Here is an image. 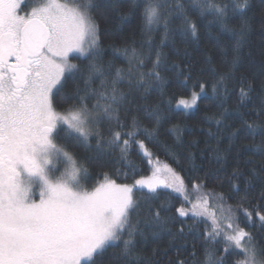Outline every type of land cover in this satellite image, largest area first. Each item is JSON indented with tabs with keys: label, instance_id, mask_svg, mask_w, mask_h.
<instances>
[{
	"label": "snow or ice",
	"instance_id": "6c2138e0",
	"mask_svg": "<svg viewBox=\"0 0 264 264\" xmlns=\"http://www.w3.org/2000/svg\"><path fill=\"white\" fill-rule=\"evenodd\" d=\"M249 9L250 0H104L103 11L97 0H0V264H105L109 249L116 251L107 264H144L141 245L148 234L159 236L183 217L194 223L179 219L183 226L173 235L186 239L184 228L192 233L198 222L203 228L201 259L193 251L190 259L174 264H264V246L239 226L234 214L241 213L249 226L255 215L264 229V211L243 207L256 198L248 199L250 187L239 197L235 181L252 184L239 167L230 177V192L239 197L233 208L223 193L209 192L192 202L183 178L158 159L151 175L133 179L132 184H118L101 173L103 182L88 187L87 169L57 143L83 145L127 166L133 176V153L151 163L155 157L145 141L160 147L169 114L196 106L208 86L197 80L199 92L193 90L190 99L180 98L175 106L166 101L167 79L162 73L174 71L178 80L182 78L181 86L192 76L190 69L169 64L160 49L177 38L185 44L198 42L201 22L210 16L209 23L220 30L217 44L225 70L209 59V67L200 71L201 76L213 77L210 86L218 108L207 118L216 131L209 128L205 144L218 143L227 131L230 146L236 139L250 140L246 150L264 156V79L254 83L240 77L236 108L226 106L229 81L237 79L240 49L251 28ZM107 12L119 14L121 20L138 15L141 21L139 43L133 39L113 46V56L126 67L103 60L97 14L105 19ZM158 29L163 34L156 42L152 33ZM225 37L234 42L231 51ZM81 57L86 63L72 62ZM154 93L159 96L155 103L150 102ZM170 131L179 140L180 127L173 125ZM213 151L219 160V149ZM55 161L63 167L59 175ZM175 162L180 166L179 159ZM251 171L262 186L264 209V175ZM162 189L183 194L189 207L153 203L170 195ZM209 198L216 203L209 205Z\"/></svg>",
	"mask_w": 264,
	"mask_h": 264
},
{
	"label": "trees",
	"instance_id": "16d2710c",
	"mask_svg": "<svg viewBox=\"0 0 264 264\" xmlns=\"http://www.w3.org/2000/svg\"><path fill=\"white\" fill-rule=\"evenodd\" d=\"M97 3L101 5V11H103L104 0H97ZM248 16L251 21V28L240 49V61L235 72L237 79L229 81L230 98L227 100L226 106L230 110H234L237 105L240 77H245L247 81L254 83L264 79V0H250ZM195 18V15H193V19ZM97 20L100 24V44L105 53L104 62L112 61L116 67H126L124 60L113 56V46L122 47L126 41L131 42L133 39L137 43L140 42L142 39L140 34L141 21L138 15L129 16L121 20L119 14L107 12L105 19H101L100 15L97 14ZM209 21H211L210 16L206 21L201 22L202 26L197 33L198 42L193 41L185 44L177 38L174 43L165 41V46L160 49L168 56L169 64H178L186 72L190 69L192 76L187 86H181L182 78L178 80L174 71L170 70L162 73L167 79L164 95L166 101L170 100L175 106L180 98L190 99L193 90L199 92V88L195 87L197 80L207 82L208 86L205 88L207 95L201 94V98L197 101L194 108L183 110L180 114H169L170 122L165 123L161 130L160 147H154L148 141H145L149 151L155 157L151 163L148 162V158H141L133 153L131 161L137 168V174L133 176L129 173L127 166L113 163L110 157H101L96 152L89 151L83 145L73 146L71 141H57L87 169L88 187L103 182L101 173H107L109 178L116 180L117 183L132 184L133 179L151 175L158 159L161 165L168 164L183 178L188 199L192 202H196L198 198L205 197V194L209 192L223 193L227 205L235 208L237 199L245 196L244 189L250 187L251 192L248 195V199L251 200L253 197L256 199L251 204H244L243 207L249 212L253 208L264 211L261 208L259 195L262 186L258 179L253 178L251 171L255 169L257 174L264 175V170H262L264 156L246 150L245 146L250 144L251 141L243 138L236 139L230 146L227 131H224L218 143L216 140H211L207 145L205 144L209 128L213 132L216 131L214 123L207 118L212 117L218 111V108L217 100L213 96L210 86L213 77L208 74L201 76L200 71L209 67L207 63L209 59L219 70H225L220 62L221 47L217 44V36L220 35V30L217 25L209 23ZM162 34V29H158L152 33V38L159 42ZM225 46L231 51L235 45L233 41L225 37ZM230 58L231 56H229ZM82 61H84L83 57L72 62L80 64ZM84 62L86 63V61ZM69 86H71V83ZM158 99V94L154 93L150 102L155 103ZM249 119L251 120L253 117H249ZM145 123L147 124V121ZM173 125H178L181 129L179 140H177L176 134L170 131ZM193 141L196 144L188 147ZM259 142L260 137L257 136L256 143ZM217 148L221 157L219 160L217 159V153L213 151V149ZM189 152L193 154L191 160L188 159ZM173 154H175V159H179L180 166L175 162ZM113 156H116V153H113ZM237 167L245 174L246 179L252 180V184L249 186L240 180H236L235 183L240 185V188L237 189L239 197H233L229 187L231 183L230 177L233 170ZM194 184L200 185L199 190L193 186ZM160 191L170 193V195L161 196L158 201H153V203L159 204L167 201L168 204L175 207H180L181 204L185 208L189 207L188 204L184 203L183 194L172 192L170 189H162ZM134 198L141 200L142 209H146L147 204L143 201L139 192L134 191ZM215 203L214 199L209 198V205ZM211 210L212 208L209 207V211ZM142 214H144L143 211ZM234 214L240 222L239 226L252 233L256 237L257 243L264 246V229L261 228V222L258 217L254 215L252 219L253 226H249L248 221L244 219L241 213L236 212ZM217 215L219 217L220 213L218 212ZM179 219L186 220L188 224L194 223L192 219L186 217ZM179 219L169 223L165 230L160 232L159 236L148 234L147 240L141 245L140 259L144 264H147L148 261H151V264H174L177 260L190 259V254L193 251L196 252L197 259H201L203 228L198 222H195V231L190 233L185 227L184 231L187 238L181 239L179 236L173 235L183 226L180 224ZM193 235L201 236V239L193 240ZM193 245H195V248L192 247ZM113 251L116 250L109 249L105 254V264H107Z\"/></svg>",
	"mask_w": 264,
	"mask_h": 264
},
{
	"label": "rangeland",
	"instance_id": "374dc122",
	"mask_svg": "<svg viewBox=\"0 0 264 264\" xmlns=\"http://www.w3.org/2000/svg\"><path fill=\"white\" fill-rule=\"evenodd\" d=\"M61 2H64V1H61ZM73 55H75V54H73ZM195 107V106H194ZM193 107V108H194ZM192 109V108H191ZM187 110H190V109H187ZM58 143V142H57ZM59 144V143H58ZM55 164H56V168L59 170V171H57L56 173V175H59V172L60 171H63V167H62V165L58 162V161H55L54 162ZM118 184H120V183H118Z\"/></svg>",
	"mask_w": 264,
	"mask_h": 264
}]
</instances>
